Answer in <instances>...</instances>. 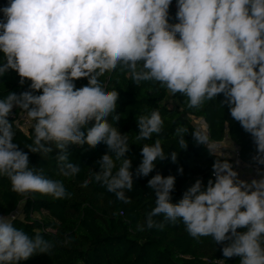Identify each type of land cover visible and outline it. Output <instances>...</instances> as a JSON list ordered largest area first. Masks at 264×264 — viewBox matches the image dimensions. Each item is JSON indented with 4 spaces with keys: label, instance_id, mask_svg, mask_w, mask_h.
Instances as JSON below:
<instances>
[{
    "label": "clouds",
    "instance_id": "1",
    "mask_svg": "<svg viewBox=\"0 0 264 264\" xmlns=\"http://www.w3.org/2000/svg\"><path fill=\"white\" fill-rule=\"evenodd\" d=\"M171 4L172 0H10L0 9L6 18L0 22V52L6 58L0 76L12 69L22 85L31 81L30 91L9 92L0 99V176L9 179L23 203L36 193L55 200L70 198L71 193L62 180L31 166L28 154L14 143L9 121L14 107L34 122L28 150L47 156L55 145L59 174L65 178L81 170L69 159V145L105 144L107 153L97 161L99 171H92L81 187L94 181L118 200L131 202L126 195L134 187L132 161L126 158L130 145L128 135L116 127L119 93L107 91L99 80L118 65L128 68L136 83L156 81L173 94L185 95L192 108L223 94L232 118L254 140L255 161L264 164V0H177L175 24L168 21ZM81 78L88 84L77 89L73 81ZM40 90L42 94H34ZM136 119L137 140H151L163 130L157 110ZM187 131L180 126L175 132L182 150L187 148ZM193 137L208 145L206 134L194 131ZM141 155L137 178L147 177L156 162L169 155L175 163L178 152L165 153L161 140L155 139L142 146ZM213 176L215 181L209 180L206 188L197 179L174 204L176 178L154 175L148 187L156 206L138 230L163 229L166 222L180 220L193 238L210 236L216 245L223 244L225 258L264 264V178L239 180L233 166L219 159ZM161 215L162 221L154 219ZM33 232L30 236L15 226L13 217L0 216V264L48 254L54 242L44 239L39 229Z\"/></svg>",
    "mask_w": 264,
    "mask_h": 264
},
{
    "label": "trees",
    "instance_id": "2",
    "mask_svg": "<svg viewBox=\"0 0 264 264\" xmlns=\"http://www.w3.org/2000/svg\"><path fill=\"white\" fill-rule=\"evenodd\" d=\"M10 0H0V9L8 6ZM177 0H172L169 7L168 21L178 23L176 18ZM6 18L0 11V22ZM2 32V29H0ZM179 38V34H177ZM6 58L0 52V65ZM21 78L12 69L0 76V99L9 92L19 95L30 91V80ZM101 85L107 90L119 93L116 113L120 119L116 127L120 133L128 135L130 150L126 158L132 161L134 187L126 195L130 203L118 200L115 194L108 192L99 183L91 182L81 187L83 181L94 171H99L97 161L107 153L105 144L100 143L91 148L69 145V159L80 166V172L74 178H65L59 174L56 156L59 149L52 145L53 152L44 156L32 153L27 146L32 144L34 136L32 127L29 133L23 132L9 116L15 132L14 143L29 156V163L35 168H43L44 175L54 180H62L65 188L71 193L70 198L55 200L50 196L32 194L24 203V197L13 192L7 177L0 176V215L10 216L21 208L22 217L14 219L15 226L23 229L30 236L33 229H39L44 239L54 242V247L47 253H37L28 260L18 264H240V257L225 258L222 253L223 244H215L212 237L193 238L185 225L178 220L175 224L166 222L163 229L145 228L138 230V224H144L147 214L156 206V196L148 187V181L157 173L164 177L174 176L175 187L171 193V202L178 203L186 190L197 179L206 188L208 181H215L213 164L223 159L193 137L199 130L194 119L204 120L207 124V136L211 141L221 142L229 137L240 148L241 158L248 164L264 168L254 157L257 148L250 133L230 114L229 106L223 94L215 99L206 100L201 106H188V98L181 94H173L156 81L136 83L128 68L118 65L115 70L106 72L99 77ZM75 87L81 88L88 84L87 78L73 81ZM34 94H42V90ZM153 110L159 111L163 120V130L151 140H137L139 132L137 119L140 115H148ZM18 111L24 112L18 108ZM110 123H115L109 116ZM90 122L88 127H91ZM183 126L188 131L184 139L187 148L181 149L175 135L177 127ZM85 131L86 129H82ZM160 139L165 153L178 152L177 161L173 163L170 155L156 162V167L147 177L135 176V169L142 162L141 148L144 144L154 143ZM230 162V160H227ZM119 166V165H117ZM182 168L180 173L178 169ZM34 197V198H33ZM162 221L163 216L154 217ZM243 231V229H238ZM227 243V242H225Z\"/></svg>",
    "mask_w": 264,
    "mask_h": 264
},
{
    "label": "built area",
    "instance_id": "3",
    "mask_svg": "<svg viewBox=\"0 0 264 264\" xmlns=\"http://www.w3.org/2000/svg\"><path fill=\"white\" fill-rule=\"evenodd\" d=\"M11 118L14 119L17 126L26 134L29 133V129L32 127V121H30L27 117L26 112H20L18 111V108L14 107L12 110V115H10ZM195 122H197V127L199 130L205 131V134L207 135V124L204 120L200 119H194ZM208 137V136H207ZM205 146L210 150L211 153L226 159L230 160V164L233 166L234 170H238L244 174H246L248 177V180L251 182L253 179L259 180L261 175H264V168L254 166L251 164H248L241 158L240 148L234 144L231 147H226L223 144V141L221 142H215L211 141L208 137V145L205 144ZM21 213L19 211H16L14 214L10 216H4L15 219L19 217ZM218 264H224L222 260L217 262Z\"/></svg>",
    "mask_w": 264,
    "mask_h": 264
},
{
    "label": "crops",
    "instance_id": "4",
    "mask_svg": "<svg viewBox=\"0 0 264 264\" xmlns=\"http://www.w3.org/2000/svg\"><path fill=\"white\" fill-rule=\"evenodd\" d=\"M223 144L226 147L227 146L228 147H231L232 145H234V142H232V140L229 137H227L225 140H223ZM235 171H237V173H238V179L239 180H243V181H246V182H249L250 183V181L248 180V177H246L247 176L246 174H244V173H242V172H240L238 170H235ZM262 178H264V175H261L259 179H262ZM18 211L20 213H22L21 208Z\"/></svg>",
    "mask_w": 264,
    "mask_h": 264
},
{
    "label": "rangeland",
    "instance_id": "5",
    "mask_svg": "<svg viewBox=\"0 0 264 264\" xmlns=\"http://www.w3.org/2000/svg\"><path fill=\"white\" fill-rule=\"evenodd\" d=\"M195 124H197V122L194 121ZM22 217V214L20 215Z\"/></svg>",
    "mask_w": 264,
    "mask_h": 264
}]
</instances>
